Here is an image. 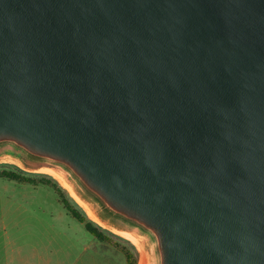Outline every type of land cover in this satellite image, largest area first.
Listing matches in <instances>:
<instances>
[{"label": "water", "instance_id": "water-1", "mask_svg": "<svg viewBox=\"0 0 264 264\" xmlns=\"http://www.w3.org/2000/svg\"><path fill=\"white\" fill-rule=\"evenodd\" d=\"M2 162L144 264H264V0H0Z\"/></svg>", "mask_w": 264, "mask_h": 264}, {"label": "rangeland", "instance_id": "rangeland-1", "mask_svg": "<svg viewBox=\"0 0 264 264\" xmlns=\"http://www.w3.org/2000/svg\"><path fill=\"white\" fill-rule=\"evenodd\" d=\"M0 163V264H144V250L94 221L53 175ZM105 236L91 235L67 209Z\"/></svg>", "mask_w": 264, "mask_h": 264}, {"label": "trees", "instance_id": "trees-1", "mask_svg": "<svg viewBox=\"0 0 264 264\" xmlns=\"http://www.w3.org/2000/svg\"><path fill=\"white\" fill-rule=\"evenodd\" d=\"M67 209L69 212L73 215L75 219H77L80 223L85 224L86 230L93 235L94 237L98 238L101 241L106 240L105 236L100 231V228L95 226L93 222H86L85 219L82 217V215L78 212L73 210L71 207L67 206Z\"/></svg>", "mask_w": 264, "mask_h": 264}, {"label": "bare ground", "instance_id": "bare-ground-1", "mask_svg": "<svg viewBox=\"0 0 264 264\" xmlns=\"http://www.w3.org/2000/svg\"><path fill=\"white\" fill-rule=\"evenodd\" d=\"M47 173L53 175L66 189L69 190V192L72 194V196L77 200V202L83 206L85 208V210L88 212L89 216L96 222H98L97 218L95 217V215L92 213V211L77 197V195L73 192V190L70 188V186L60 177H58L55 173L53 172H48ZM126 238H128L129 240H131L132 242L138 244V241L133 238L132 236L125 234V233H118Z\"/></svg>", "mask_w": 264, "mask_h": 264}]
</instances>
